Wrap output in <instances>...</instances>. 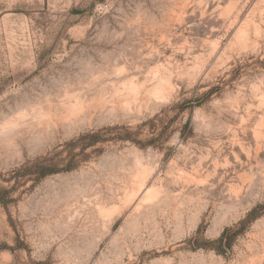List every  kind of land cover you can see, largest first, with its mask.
<instances>
[{
    "label": "rangeland",
    "instance_id": "obj_1",
    "mask_svg": "<svg viewBox=\"0 0 264 264\" xmlns=\"http://www.w3.org/2000/svg\"><path fill=\"white\" fill-rule=\"evenodd\" d=\"M0 188V264H264V0H0Z\"/></svg>",
    "mask_w": 264,
    "mask_h": 264
},
{
    "label": "trees",
    "instance_id": "obj_2",
    "mask_svg": "<svg viewBox=\"0 0 264 264\" xmlns=\"http://www.w3.org/2000/svg\"><path fill=\"white\" fill-rule=\"evenodd\" d=\"M213 91L214 88H210L203 92L200 96L191 99V102H193L194 106L202 105L209 100ZM187 103H189V100H185L182 103H176L172 107L178 106L180 107V110H184L188 108L186 107ZM162 112L163 111L157 113L153 118L149 120V122L160 120V122L163 123ZM185 124L187 125L188 121ZM141 126L142 125H138L137 128L134 129L132 127H120L115 125L82 133L65 143L67 156L64 159H59L57 164H55L56 166H54L53 168H51L52 166H50L49 164L40 163V169L37 170V173L39 177H44L49 173H56L61 170H70L80 160L79 158L86 155V150L89 147H93L98 143L107 142L109 140L131 141L141 147L156 146V141L158 139L164 138L165 134L167 133L169 122L166 124H162V128L159 130H157L158 128H156L158 127V124H154L152 135L145 139L140 138ZM118 128H124V131L117 132ZM62 151H59V153H61ZM60 163H63V166H60ZM34 166L36 165L26 166L25 171H28V169H32ZM8 192L9 191L6 188H0V204L6 205L5 196L8 194ZM262 215H264V201L254 205L247 212V214L233 226L226 227L221 233L220 237L216 240V242L218 243V246H215L216 249L218 251H223V248L225 247L230 248L232 246L233 239L241 233L245 232L248 226Z\"/></svg>",
    "mask_w": 264,
    "mask_h": 264
},
{
    "label": "bare ground",
    "instance_id": "obj_3",
    "mask_svg": "<svg viewBox=\"0 0 264 264\" xmlns=\"http://www.w3.org/2000/svg\"><path fill=\"white\" fill-rule=\"evenodd\" d=\"M164 80H165V79H164ZM135 89H136V88H135ZM157 89H158V88H157ZM136 90H137V89H136ZM147 91H148V89H147ZM158 91H159V90H158ZM152 92H156V91H152ZM142 97H143V96H142ZM142 97H141V98H142ZM138 98H139V96H138ZM128 102H129V101H128Z\"/></svg>",
    "mask_w": 264,
    "mask_h": 264
}]
</instances>
